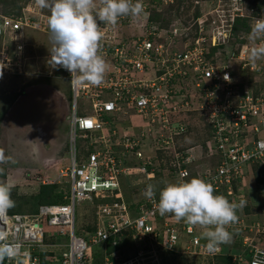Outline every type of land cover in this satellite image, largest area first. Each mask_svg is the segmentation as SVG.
I'll return each mask as SVG.
<instances>
[{
	"label": "built area",
	"instance_id": "2783aa9c",
	"mask_svg": "<svg viewBox=\"0 0 264 264\" xmlns=\"http://www.w3.org/2000/svg\"><path fill=\"white\" fill-rule=\"evenodd\" d=\"M230 2L229 9L225 5L215 15H206L209 20L202 14L197 28L190 23L164 30L166 41L159 39L153 26L147 28L144 38H118L117 30L134 22L135 16L121 17L115 26L100 23L99 54L110 60V68L98 86L73 87L70 73L62 67L56 69L68 79L74 102L81 96L90 103V113L73 110L69 126L72 141L81 136L87 152L82 155L75 144L70 148L69 166L60 170V176L68 177L69 182L62 201L41 204L30 214L8 209L0 214V234L7 235L18 250L16 257L4 258L0 264H90L95 246L109 239L114 244L124 234H130L136 254L125 259L111 254L104 264H143L146 258L155 262L160 253L178 251L181 235L186 236L183 242L185 246L188 242V249H196L194 253L218 252L205 250L196 227L177 222L171 214L161 216L155 208L158 194L155 202L143 195L129 206L121 180L135 187L138 183L132 175L155 166L146 152L173 147L188 131V118L199 114L210 135L202 143L175 151L179 181L191 177L186 165L196 159V151L212 165L211 170L208 166L199 171L198 177L211 183L215 192L234 197L240 190L239 181L250 176L264 194V59H249V50L264 41L251 40V30L237 37L233 34L237 18H251L252 29L264 16V8L252 15L254 9L246 7L245 0ZM30 13L0 11V69L4 72L24 70L20 36L26 28L48 29L44 12ZM128 111L149 126L140 136L105 127L107 116ZM142 138L151 142L144 143ZM83 202L96 205V210L92 221L77 228L76 206ZM239 223L241 220L235 225ZM253 247L256 253L251 264H264L258 248ZM260 254L264 257V250Z\"/></svg>",
	"mask_w": 264,
	"mask_h": 264
},
{
	"label": "rangeland",
	"instance_id": "374dc122",
	"mask_svg": "<svg viewBox=\"0 0 264 264\" xmlns=\"http://www.w3.org/2000/svg\"><path fill=\"white\" fill-rule=\"evenodd\" d=\"M230 3V0H157L155 5L149 9V19L155 26L169 29L175 24H187L186 22H190L193 18L198 21L200 16L203 18V15L213 16L225 5H227L226 9H229ZM22 10L29 13L34 12L37 15L42 12L50 15L49 10L39 8L35 0H0L2 13L17 15L22 13ZM195 15L197 16L194 17ZM126 33L127 30L123 32V34ZM26 38L31 40L27 45L26 74L9 76L2 73L0 76V149L3 150L5 156L11 157L10 162L0 165L3 169V172H0V183L14 185L11 191L14 206L9 208V211L22 214L34 213L39 205L43 204L40 202L42 199L40 188L43 183L56 184L55 189L48 190V198H54V192L60 191L63 195L64 191L68 190V177H61L60 170L69 166L70 148L74 144L67 132L68 120L73 109L72 93L68 79L56 77L57 74L47 63L48 48L52 47L49 35L47 32L28 29ZM76 102L78 110L85 108L90 110V105L81 97H78ZM5 112H7L6 115H4ZM124 117L128 118L127 122L118 124L119 129L115 127L117 129L115 131H119L120 134L129 132L140 136L146 127L149 128L147 124L140 121L136 114L127 113ZM190 118H188L190 123L188 132L182 140L183 144H187L185 147L198 142L202 143V140L210 135L199 114H194ZM110 119H115L117 123L116 117ZM125 130L129 131L124 132ZM142 139L144 143L151 142L149 138ZM81 140L82 138L79 137L75 148L81 149L82 155H85V145L82 142L80 144ZM150 152L155 155V160H158L156 152L153 150ZM161 155L163 153H160ZM161 166V163L159 167L156 166L153 171L155 177L150 179L156 180L152 182V185L156 186L157 190L163 188L166 183L173 182V179L168 181L171 174L165 168L160 169ZM202 168L201 173L205 171L206 166ZM209 168L211 170L212 165ZM132 179L135 184H151L141 173L133 174ZM123 183L126 192L135 196L131 191L136 190L137 187H132L128 184L129 181L126 182L124 179ZM241 184L245 193L239 192L229 201L237 203L240 200L246 201L243 209L237 210V216L241 219L240 227L246 223L245 227L241 228V233L247 236V243L260 245L258 241H264V234H253L251 230L264 227V194L258 191L257 182L253 177L251 181L245 180ZM94 209L91 203L80 204L77 212L78 221L86 225V220ZM249 214L252 216H248ZM197 228L200 236L202 229ZM230 233L232 234L231 240L221 244L222 254L219 256L212 257L194 253L196 249H188L186 247L188 242L186 246L183 242L186 236L181 235L178 251L160 253L154 264H243L247 245H243L244 239L237 238L233 231ZM60 240L62 241L63 238ZM130 240V234H126L118 238L114 244H99L92 249L90 264H104L105 258H110L111 254L117 256V259L129 257L133 252Z\"/></svg>",
	"mask_w": 264,
	"mask_h": 264
},
{
	"label": "clouds",
	"instance_id": "9594fccd",
	"mask_svg": "<svg viewBox=\"0 0 264 264\" xmlns=\"http://www.w3.org/2000/svg\"><path fill=\"white\" fill-rule=\"evenodd\" d=\"M250 1L252 0H245L244 3L246 7H248L247 3ZM156 2L157 0H143L142 3L140 2V0H98V2L97 0H35V3L39 8L48 9L50 13L49 16L45 13L48 16L47 31L40 30L42 32H47L52 44V47L48 48L49 54L47 63L49 67L53 69L54 73H56V76H58L59 78H66V76L56 69L62 67L67 70L71 75V82L73 87L84 85H100L103 82L106 70L110 68V60L104 59L99 54L101 48L100 42L103 39V33L100 29V23L115 26L118 23L119 18L126 16H135L133 18L135 19L134 22H132L130 25L126 23V25L117 30L118 38H123V40L127 38L134 39L137 37L144 38L146 36L147 28L149 29L153 26L155 28V32L159 33V39L162 41H166L164 37H166L167 34L164 30L167 29H161L155 26L153 21L149 19V9L152 8ZM151 3L152 7L149 6V4ZM143 5L145 8H143ZM240 18L243 19L248 17ZM140 23L141 25L139 26ZM186 23H192L193 28H197L198 26L195 18ZM182 25L186 24L183 23ZM182 25L175 24L169 29H172L173 27H182ZM131 28H134L136 30L134 31V29L132 30ZM28 29L33 28H26L22 36H20V43H23V54L25 56L23 72L10 74L0 69V76H2V73L8 74L9 76H22L26 74V64L28 59L27 45L29 42H31L29 38H26V32ZM36 30L38 31V29ZM125 30H127V33L123 34ZM250 39L253 41H264V16L258 18L252 25ZM181 43L182 42L180 41L178 46H181ZM33 47L35 48L34 44ZM249 59L253 62L259 59H264V43L257 44L249 50ZM225 79H228V77L225 76ZM71 93L73 98V109L71 110L72 114L73 110L77 109V102H74L75 98L73 92L71 91ZM81 98L84 100L83 97ZM74 103H76V106H74ZM86 103L90 105L88 101H86ZM82 110L90 113L91 106L90 110H88L87 108ZM127 113H130V111H128ZM127 113H115L112 115L110 114L106 118L107 124L105 125V127L108 125L109 127L116 129L117 127L115 126V119L110 118H117V116L126 115ZM71 114L68 120V134ZM117 133L120 134L119 131ZM185 134L177 139L178 142H174L173 147L163 148L159 150L151 149L156 152L158 160H155V155L153 153H151L150 151L146 152V155L151 156L153 162L155 163L154 168H148L147 172L144 173L145 178L150 181L151 184L138 183L136 186L139 190L137 192L135 190L131 191V193L135 195L131 196L126 192L122 179L121 186L123 198L129 204V206H133V202L138 196L144 195L149 201L155 202L156 194H158L159 199L158 202H155V208L159 212V214L161 216L171 214L172 216H174L177 222L183 221L185 224L191 225L194 228L196 227V229H198L197 227L202 229L200 233V239L201 241L206 243L205 250L210 254L215 253L218 250L216 254L210 255L212 257H216L222 254L221 244L227 243L231 240V231L235 233L237 238H247L246 235L243 236L241 233V228L243 227L235 225L237 221L241 220L238 218L239 216H237V210H242L246 204V201L240 200L238 203L235 201L230 202L229 199H233L235 196L228 198L220 195V193L215 192L214 187L211 183L198 177V172L202 171V167L204 166L205 168V166L208 167L211 164L209 158L207 156L204 157L203 153L199 154L196 151H193L196 155V159L186 165L192 175L186 180L179 181L178 176L176 175L177 168L175 167V163L177 159L174 156V153L175 151L180 152L181 150L190 147H185V145L187 144L182 143L183 138L186 136ZM79 137L82 138L81 136H75L74 138L75 146L78 143ZM72 140L73 139H71V141ZM83 141L84 139L82 138L80 144L81 142L84 143ZM78 150L82 152L81 149L78 148ZM160 153H163V155L160 156ZM168 154H170L168 157L169 159H167ZM10 161L11 157L5 156L3 150L0 149V165L6 164ZM159 163H161L162 165L160 169L165 168V170L169 174H171V176L168 177V181L170 182V179H173V182L166 183L163 188H158L157 190L156 186L152 185V182H156V180L150 179H153L155 177L153 171L156 169V166L159 167ZM0 172H3L2 168H0ZM147 174L151 175L147 177ZM186 175L187 173H181L182 177ZM251 178L252 177L250 176H246V178L243 177L239 181L240 190L236 195H238L239 192L245 193L244 187L242 186L241 182L245 180L251 181ZM130 185L133 187L132 184ZM143 186L146 187L145 190L140 191ZM13 187L14 185L10 183H0V214L5 213L7 209L9 211V208L14 206V201L11 199V191ZM60 201H62V199L52 203H59ZM95 203L98 204L99 202L96 201ZM79 205L76 206L75 216L77 228L83 225L82 222L80 223L77 218ZM93 206L95 207V209L86 221L93 220L96 205ZM248 216L252 215L249 214ZM244 224L246 225V223ZM251 231L253 234H264V227H261L260 232H255V229ZM123 236H125V234ZM121 237L122 235H120L118 238ZM258 242L260 243V245H258L257 243H247L245 242V240L244 242L242 241L243 245H247L246 258L243 264H251V260L254 259V252L256 253L255 248L253 247L254 245L259 250L257 254L258 258H263L264 260V257H262L260 254V250H264V241L259 240ZM105 243H112L111 239H109ZM130 245L133 249L132 254L129 255V257L131 258L136 254V248L133 245L132 239L130 240ZM17 255L18 250L15 244L9 241L7 235L0 234V260L4 258L11 259L16 257ZM125 258L128 257H124V259ZM152 260L153 259L146 258L143 261V264H154L156 261L154 262Z\"/></svg>",
	"mask_w": 264,
	"mask_h": 264
},
{
	"label": "trees",
	"instance_id": "16d2710c",
	"mask_svg": "<svg viewBox=\"0 0 264 264\" xmlns=\"http://www.w3.org/2000/svg\"><path fill=\"white\" fill-rule=\"evenodd\" d=\"M247 6L249 7V9H254V12H252L251 14L255 15L257 10L264 8V0H252L247 3ZM196 16L197 15H195L194 17ZM250 19L251 18L236 19L237 21L233 26V34L235 37H237L240 33L243 34L246 32H250L251 30V27L249 26ZM55 185L56 184H43L41 186L40 188L41 197H42V199H40L41 203H52L61 200L62 193L58 190H57L58 192L53 193L54 198H48V190L55 189Z\"/></svg>",
	"mask_w": 264,
	"mask_h": 264
},
{
	"label": "crops",
	"instance_id": "0c3cea01",
	"mask_svg": "<svg viewBox=\"0 0 264 264\" xmlns=\"http://www.w3.org/2000/svg\"><path fill=\"white\" fill-rule=\"evenodd\" d=\"M6 113H7V112H5L4 115H6ZM127 119H128V118H127V117H124V115H122V116H117V123H116L115 126H116L117 128H119V127H118V124H121V123L127 122ZM127 131H129V130H125L124 132H127ZM39 150H40V149H39ZM40 154H41V152H40Z\"/></svg>",
	"mask_w": 264,
	"mask_h": 264
}]
</instances>
